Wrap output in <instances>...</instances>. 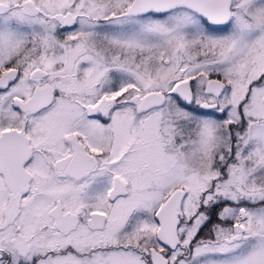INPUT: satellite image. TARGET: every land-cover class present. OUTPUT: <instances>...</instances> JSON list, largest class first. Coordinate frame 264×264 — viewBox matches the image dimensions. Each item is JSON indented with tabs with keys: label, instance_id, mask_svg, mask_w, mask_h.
<instances>
[{
	"label": "snow or ice",
	"instance_id": "obj_1",
	"mask_svg": "<svg viewBox=\"0 0 264 264\" xmlns=\"http://www.w3.org/2000/svg\"><path fill=\"white\" fill-rule=\"evenodd\" d=\"M0 264H264V0H0Z\"/></svg>",
	"mask_w": 264,
	"mask_h": 264
}]
</instances>
